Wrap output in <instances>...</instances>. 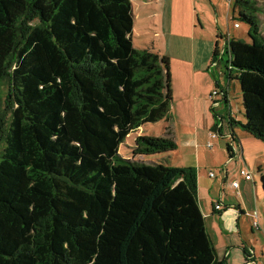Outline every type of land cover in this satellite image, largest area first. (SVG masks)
<instances>
[{
  "label": "trees",
  "instance_id": "16d2710c",
  "mask_svg": "<svg viewBox=\"0 0 264 264\" xmlns=\"http://www.w3.org/2000/svg\"><path fill=\"white\" fill-rule=\"evenodd\" d=\"M253 3L234 0L250 41L230 38L221 54L244 108L245 121L229 124L264 142ZM134 18L130 0H0V264H226L196 169L143 158L174 151L171 131L138 135L131 158L118 154L131 131L169 118L173 98L170 58L134 47Z\"/></svg>",
  "mask_w": 264,
  "mask_h": 264
},
{
  "label": "rangeland",
  "instance_id": "374dc122",
  "mask_svg": "<svg viewBox=\"0 0 264 264\" xmlns=\"http://www.w3.org/2000/svg\"><path fill=\"white\" fill-rule=\"evenodd\" d=\"M130 1L135 15L132 31L134 47L138 49L152 47L153 51L165 54L166 46L175 47L178 44L185 47L183 50L185 56L184 58L173 57L170 59L173 98L169 118L154 123H145L131 131L119 144L118 154L125 158H131V148L136 136H163L169 129L178 146L176 154H171L172 152L159 153L146 155L143 158L156 162L161 160L168 165L179 166L186 160L188 163L194 162V158L198 156L200 165H198L199 169L195 167L197 175L204 176L209 172L214 174L213 178L210 177V183L213 182V191H210V183L207 179L198 178V197L201 203L203 204L204 200L209 201L212 196L219 197L220 191H224L225 202L222 201V203L231 202V204L237 205L235 191L229 185L233 177H229L226 183L221 185L222 165L228 160L233 165L235 162L242 161L239 154L234 156L236 154L235 145L232 143L231 134L233 133L240 139L244 158L247 160L245 165L242 163L245 170H251L258 182H260V172L257 171V164L264 165V142L246 135L247 133H243L238 125L231 126L228 121V118L231 117L233 120L243 123L245 121L244 108L240 82L234 78L237 72L233 70L232 77L228 76L226 67L229 64V55L221 53L226 40L230 38L250 41L247 34L249 27L247 22L240 20L238 12L233 11L234 0H181L182 7L178 9L180 14L178 21L183 26L178 27L174 24L180 37L177 40H170L167 34L170 15L166 13L163 17L159 16V0ZM253 2L260 30L264 36V0H253ZM190 34H194V37L205 38V40L218 38L220 54L215 62L212 63L215 42L211 46H209L210 43H207L205 49L201 50L200 46L195 50L192 40L194 37ZM219 35L220 37H218ZM203 52L206 55L205 60ZM8 88L7 81H4L0 86V114H5L7 117L9 109L5 100ZM2 147L3 141L0 135V149ZM206 175L205 177H207ZM262 191L260 185L258 201H256L254 193L249 198L253 208L258 207V228L253 226L251 220L250 224L253 229L245 225L240 232H236V235L229 234L233 238L234 244L241 245L246 242L251 244V247H247L249 256L244 255L241 249L233 250L229 261L225 260L226 264H245L246 261L249 262L248 264H264V213H262L264 198ZM223 215L229 219V224L235 231L239 216L238 210L235 207H230L223 212ZM216 243L220 246L218 248L221 258L224 249L219 240Z\"/></svg>",
  "mask_w": 264,
  "mask_h": 264
},
{
  "label": "crops",
  "instance_id": "0c3cea01",
  "mask_svg": "<svg viewBox=\"0 0 264 264\" xmlns=\"http://www.w3.org/2000/svg\"><path fill=\"white\" fill-rule=\"evenodd\" d=\"M159 5H160L159 16L163 17L166 13H168L170 15L169 26L167 29V34H168L169 39L170 40L171 39L177 40L180 36L177 34L178 31L174 27V24L178 25V27L183 26V24L180 23L181 24L180 25L179 21H178L179 15H180L178 13V9H179V7H182L181 0H159ZM134 17H135V15H134ZM190 36L194 37L195 35L190 34ZM169 39L166 40L167 43H168ZM192 40L194 42L193 49H195V50H197L198 47H200V46H201V50L205 49V47L207 46V43H210L209 46H211L212 43H214L216 41V39L214 40V38L212 40H209V39L205 40V38H201V37H194ZM184 49H185V47L178 45V44H176L175 47H167L166 46L165 54L167 56H169L170 59L173 57L184 58V56H185V55H183ZM170 50L172 51L171 53L169 52ZM203 57L205 60V57H206L205 52H203ZM192 133H194V132H192ZM243 133H245V132L243 131ZM246 135H248V134H246ZM248 136H251V135H248ZM251 137H253V136H251ZM231 139H232V143L235 145L234 148H235L236 154H234V156L239 154L242 161L239 163L235 162L233 165L232 163L228 162L229 161L228 160L225 164L222 165V167H223V169H222L223 178L221 180V185H224L226 183L227 179L231 176L233 177L231 179V181H235V180L238 181L239 187L237 190L232 188L231 185L229 184L230 187L233 189V191H235V196L237 199V205L231 204V202H226L227 204L222 203V201H224V197L226 195V194H224V191H220L219 197L217 196L214 198L212 196V198L209 201L204 200L203 204L201 203V200L198 197L201 211L205 217L206 229H207L208 234H209V236H210V238L214 244V247L216 248L217 254L219 256V248H218L219 245L216 243L219 240V242L222 243V246L224 249L222 257L224 260L227 259L228 261L232 255L233 250H237V249H241L244 255L246 254V256H249L248 255L249 251H248L247 247L248 248L251 247V244L249 242L241 243V245L234 244L232 241L233 238L230 237L229 234H231V236L236 235V232H240L242 227H244L245 225H246V227H249V228L251 227L250 229H253L252 224H250V221L251 220L253 221L254 216H257V221H258L259 212L257 211L258 207L256 209L253 208V204L251 203L249 198H250L251 194L254 193L255 197L257 198L256 201H258V188L260 187V182H258L256 180L254 174L252 175L251 170L247 171L244 168L245 162H247V160L244 158V153H243V149L241 146L240 139L237 136H235V138H231ZM177 148H178V146H177ZM177 148L174 151H172L171 154H176L175 152H177L176 151ZM180 154L183 156L182 153H180ZM231 154H232V152H231ZM182 156H181V158H182ZM198 165H200L199 160H198V156H197V158L196 157L194 158V162L191 161L188 163L186 160L185 162H181L179 164V166H191L194 168L197 167V169H199ZM258 167L263 168L264 165L262 163H260V164H257V169H258ZM241 171H245L247 173H250L251 178L249 180H246L242 176ZM210 173H212V172H209V174H207V175L204 174V176H200V174H198L197 175V184L199 182L198 178H200V177H201V179H204V180L207 179V181L210 183V181H211ZM205 175L207 177H205ZM213 177H214V174H213L212 178ZM210 191H213V182L210 183ZM237 192H238V194H237ZM213 195H214V193H213ZM218 201H221V207H222V209H224V210H222L221 213H218V211L214 210V205ZM230 207H235V209L238 210L239 216H238V219L236 221V223H237L236 230L237 231L236 230L234 231L233 228H231V226L229 224V219L223 215V212H225ZM262 213H264V210L262 211ZM263 225H264V222H263ZM263 230H264V228H263ZM244 249H247L248 254L246 253V251ZM248 263H249L248 261L245 262V264H248Z\"/></svg>",
  "mask_w": 264,
  "mask_h": 264
},
{
  "label": "built area",
  "instance_id": "2783aa9c",
  "mask_svg": "<svg viewBox=\"0 0 264 264\" xmlns=\"http://www.w3.org/2000/svg\"><path fill=\"white\" fill-rule=\"evenodd\" d=\"M235 26H238V24H235ZM214 93L217 94V92H215V91H214ZM212 136H214V134H212ZM241 174H242V176H243L246 180H249V179L251 178L250 173H247V172H245V171H241ZM210 176L212 177V176H213V173H210ZM230 185H231L232 188H234V189H236V190H237L238 187H239L238 181H231ZM237 194H238V192H237ZM214 207H215L216 210L221 209V201H218V202L215 204ZM257 223H258V221H257V216H254L252 224H253V226L256 227V228H258V224H257Z\"/></svg>",
  "mask_w": 264,
  "mask_h": 264
}]
</instances>
